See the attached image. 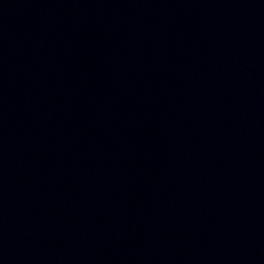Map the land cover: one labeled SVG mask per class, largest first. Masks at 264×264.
Segmentation results:
<instances>
[{"label": "water", "instance_id": "obj_1", "mask_svg": "<svg viewBox=\"0 0 264 264\" xmlns=\"http://www.w3.org/2000/svg\"><path fill=\"white\" fill-rule=\"evenodd\" d=\"M0 264H264V0H0Z\"/></svg>", "mask_w": 264, "mask_h": 264}]
</instances>
